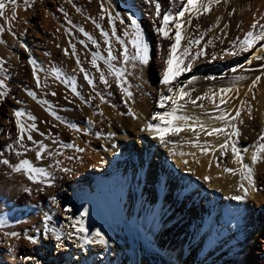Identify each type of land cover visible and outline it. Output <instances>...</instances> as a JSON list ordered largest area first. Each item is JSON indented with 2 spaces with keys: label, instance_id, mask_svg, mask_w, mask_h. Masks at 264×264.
<instances>
[{
  "label": "bare ground",
  "instance_id": "6f19581e",
  "mask_svg": "<svg viewBox=\"0 0 264 264\" xmlns=\"http://www.w3.org/2000/svg\"><path fill=\"white\" fill-rule=\"evenodd\" d=\"M134 1L105 2V7H110L113 13H120L126 23L127 16L135 13L152 46L149 65L137 68L133 75L125 77L135 101L127 105L114 77L108 76L111 87L100 84L99 73L90 64L94 52L107 57V45L92 22L95 19L110 32L107 18L100 19L101 0H35L27 10L23 0H18L20 7L16 9V19L11 20L10 31L7 30L8 21L0 17V25L6 28L0 36L4 40L0 44V59L5 61L0 79L5 80L8 93L0 97L2 158L13 164L19 162L20 158L7 150V145L13 143L17 136L14 112L25 113L22 118L25 124L33 123L28 119V114H31L36 117L34 123L39 129V132L31 133L33 139L43 141L53 155L45 154L43 160L36 161L35 151H29L22 158L46 168L55 177L51 181L52 187L34 184L26 175L12 172L0 164V222L4 224L0 227V264H23V257L31 258L27 259V264H264V161L253 166L257 188L250 189V195L244 200L235 201L230 197L243 195L237 191L239 176L223 171L224 167H239L232 163L230 147L226 155L216 151L214 157L211 150L208 155H201L199 149L187 143L194 139L191 132L169 136L168 143L161 144L158 138H154V133L144 130L148 123L160 124L159 120H152L153 115L171 110L170 103L164 109L158 106L161 93L171 95L159 83L163 57L171 41L161 40L156 35L159 21L154 5L146 0ZM159 2L163 9L170 7L169 0ZM5 3L8 4V0ZM254 3L255 0H228L198 20L192 18V27L186 26V32L182 33L185 36H198L196 25H199L200 32H205L215 24L217 17H221L219 27L207 32L201 41V45L212 41L204 48L205 55L195 62L192 72L184 73L176 81L182 84L195 76L197 79L187 86L189 91L195 89L192 92L194 97L209 89L219 93L222 87H232L233 92L226 97L228 104L221 105V108H227L233 115L240 100L251 105L252 116L249 117L247 111L242 112L244 122L237 125L241 132L237 146L248 149L244 153L248 164H251V154L264 129V76L254 92H248L249 79L254 72L261 70L264 61L252 60L251 64L248 61L254 54L264 53H257L256 49L240 51L237 37L242 39L244 35L240 37L237 30L246 15L243 7L248 5L252 8L256 5ZM11 7L8 4L5 9L8 18L11 17ZM182 7L176 0L172 11H179ZM60 8L68 13L67 18L59 11ZM261 11L257 19L264 15V6ZM188 18L186 14L184 19ZM33 19L41 26L40 33L31 26ZM226 24L227 28L224 27ZM116 25L118 35L122 34L123 25L119 20ZM79 28L89 33L100 47L92 45ZM70 43L76 45L83 66L95 77L96 89L108 103H101L83 79L76 58L71 56ZM233 43H237V47L233 48ZM185 45L186 39L181 41V48ZM260 46L258 44L257 48ZM66 48L68 56L64 54ZM113 49L114 54L120 51L114 40ZM29 60L36 61L41 84L47 87L36 86ZM113 63L117 68L123 66L119 62ZM98 64L107 73L103 60H98ZM153 68L159 70V78ZM57 69L66 77H76L78 91L86 99L94 97L91 106L83 104L70 86L55 77ZM241 75L247 79L233 81L235 76ZM237 88L239 98L235 94ZM27 90L34 91L39 100H46L48 104L42 106L37 103L27 95ZM52 92L56 95H51ZM216 102L219 103V95ZM199 103L204 104V109L188 104L182 114L198 116L210 126H223L205 114L206 111L218 114L210 101ZM49 105L50 111L55 112L60 120L45 110ZM129 107L137 118L127 114ZM97 111L104 115H94ZM89 120L93 123L90 124ZM68 125H75L81 131L76 132ZM40 132L45 136L51 133L52 138L45 139ZM53 139L58 142L53 144ZM224 139L223 135L217 139L201 133V142L207 141L211 145L218 146ZM72 142L86 151L77 153L74 149L61 147V143ZM25 143L29 148L36 147L26 139ZM56 151L63 154L55 155ZM180 152L195 153V156L182 157ZM185 159L187 164L183 162ZM54 160H60V167H67L70 171L65 173L58 168H48ZM217 162L220 167L216 166ZM206 176L209 177L207 181L204 179ZM26 187L32 190L31 195L23 191ZM46 217L49 218L47 221ZM77 221L83 222L89 239L94 238L93 232L101 231L107 245L84 244L85 233H76L73 227ZM12 232L18 236L7 235ZM70 232L73 233L71 237L68 235ZM54 233L61 236L60 241L56 240ZM28 237L36 239L37 243H31ZM53 248L55 253L51 250ZM253 251L255 262L251 256Z\"/></svg>",
  "mask_w": 264,
  "mask_h": 264
},
{
  "label": "snow or ice",
  "instance_id": "6c2138e0",
  "mask_svg": "<svg viewBox=\"0 0 264 264\" xmlns=\"http://www.w3.org/2000/svg\"><path fill=\"white\" fill-rule=\"evenodd\" d=\"M35 0H23V6L25 10L31 8ZM70 2V0H69ZM106 0H101L100 5V19L104 20L107 18L108 24L110 25V32L106 31L100 23H97L95 19L92 22L95 24L96 28L100 30V35L103 37V42L107 45V57L101 56L99 52L92 53L90 64L96 71L99 73V83L105 85L106 87H111V83L108 79V76L114 77V82L117 87L120 89L121 93L124 96V102L127 105L129 102L134 103V93L130 90L131 85L128 80L125 78L126 75H133L137 68L147 67L152 60V46L151 42L148 39L144 28L142 27V22L135 13H130L127 16V23L124 18L120 16V13H113L110 10V7H105ZM147 3L154 5L155 16L159 21V26L155 28L156 35L161 38V40L171 41L166 47V56L163 57V68L160 72V81L159 83L167 88V92L171 95L160 94L158 106L162 109L166 108L168 104L171 105L170 111H165L163 114L157 113L152 116V120H159V125H153L148 123L144 130L152 132L155 134L154 138H158L161 144L168 143L167 137L169 136H179L181 132H191L194 134V139L187 141L193 148L200 150L201 155H208L210 150L211 154L215 157V152L220 151L221 155H226L229 147L231 148V155L233 157L232 163L238 164V168H229L224 167L223 171L229 173L233 176H239V184L237 186V191L242 192L243 195H233L230 199L235 201H242L247 196L250 195V189L257 188L256 185V175L254 167L258 163L264 161V129L261 130L259 138L255 145V150L251 154V164L245 163L244 153L248 152L247 148H239L237 146L241 132L239 130L238 124H243L242 112L247 111L249 117L252 116V107L247 103L246 100H240V105L238 108L234 109V115L229 112L227 108H221V105L228 104V99L226 97L229 93L233 92L232 87L220 88L219 93H216L212 89H209L203 95L193 96L191 91L187 90V86L195 79L193 76L190 80L184 83H176L181 75L187 72H192L195 62L202 56L205 55L204 48L212 44L211 40H208L205 44L201 45L203 37L207 32H211L213 28L219 27L221 17H217L215 24L206 29L205 32H200L199 25L195 26V31L199 32V35L185 36L182 33L186 32L187 28L192 27V18L199 19L202 15L208 14L212 11L213 7L220 5L221 3H227L228 0H179L180 4L183 7L179 11H172V7L175 6L176 0H169L170 7L163 9L159 0H146ZM10 4L11 7V17L8 18L5 16V9ZM8 4L5 3V0H0V17H4L7 21V30H11V20L16 19V9L20 7L18 0H8ZM59 11L64 13V16L67 18L68 13L64 12L63 8H60ZM77 11H80L78 8ZM234 11V10H233ZM188 14L189 18L185 20V16ZM231 14V13H230ZM91 19V17H89ZM119 20L120 25H123L122 34L118 35V29L116 21ZM264 15L258 19L254 17V22L251 25L249 31H247L243 37L240 39L237 37V42L239 50L242 52H250L253 49H256L257 53H264V44H261V41H264ZM71 24V21H68ZM225 28L228 25H224ZM6 31L5 26L0 25V36ZM79 31L83 33L84 36L94 45L96 48H99V43L83 28H79ZM186 39V45L181 48V41ZM113 40L116 44L119 45L120 51L118 54H114L113 49ZM4 43L3 39H0V44ZM83 43V41H81ZM261 46L257 48V45ZM23 46V45H22ZM233 48L237 47V43H233ZM59 47V46H58ZM87 47V45H85ZM158 48L161 46L158 45ZM71 56L76 58V64L79 69V72L83 73V79L87 82V85L95 92V95L100 98L101 103H108L105 97L96 89L95 77L90 75V73L85 69L81 61L80 55L77 54L76 45L70 43ZM195 49V51H193ZM64 54L69 55V50L64 49ZM234 54V53H230ZM98 60H103L104 65L107 69V73L100 67ZM252 60L264 61V55L254 54L252 59L248 61L249 64L252 63ZM113 62H119L123 66L117 68L116 64ZM29 63L32 65L33 71L32 75L36 81V86L47 87V85L41 84L40 76L38 75V67L35 60H29ZM5 61L0 59V71H4L3 65ZM131 68L132 71L129 72L128 69ZM251 69H246L249 71ZM235 71V69H233ZM261 74L256 75L251 82V85L248 87V92H254L257 85L261 82L262 76H264V65L261 67ZM54 75L57 79H60L62 83L66 86H70L72 93L78 97L83 104L91 106V99L94 97L85 98L80 91H78L76 77H66L60 70H55ZM6 79V78H5ZM208 79H216V77H208ZM247 79L245 76H235L233 78L234 82L242 81ZM0 97L7 96V85L4 79H0ZM236 97L239 98V89L235 90ZM27 95L30 96L33 100H36L37 103L47 105L48 101L39 100L34 91L27 90ZM51 95L55 96L56 93L52 92ZM111 95V93H109ZM217 95H219V103L216 102ZM230 98V97H229ZM255 99V95L252 97ZM208 100L213 104V108L217 115H212L210 112L206 111L209 119L213 121H219L223 126H210L205 123L204 120H201L198 116H190L182 114L186 108V105L191 104L195 108L204 109V104L199 103L201 101ZM180 101H184L183 104ZM20 103V101H18ZM50 105L46 108V111H49V114L52 115L55 119L60 120L61 118L56 115L55 112L50 111ZM99 109V105L96 106ZM128 115L137 118L136 114L131 107L128 108ZM94 115L103 116L102 111L94 112ZM15 116V126L17 130V136L14 138V142L7 145V150L9 152H14L15 155L20 158L18 163H10L8 159L2 158L4 153L0 152V164L7 166L11 169L12 172L22 173L27 176V179L34 184H46L48 187H52L53 184L51 181L55 177L44 167L36 166L29 159L22 158L29 151H35V160L41 161L45 158V154L52 156V151L49 150V146L43 143V141H36L31 135L32 132H39L34 121L36 117L28 114V119L33 121V123L25 124L22 122V118L25 116V113L19 110L14 112ZM236 121L237 123H233ZM62 123H67L66 121H61ZM89 123L93 121L89 120ZM76 132H80L81 129L76 128L75 125H68ZM231 129V131H228ZM201 133H205L207 136H215L217 139L221 135L225 137L222 143L218 146L211 145L207 141L201 142ZM41 136H45V133L40 132ZM86 134V133H85ZM52 135L49 133L45 136V139H51ZM235 138V139H233ZM25 139L31 142L36 147L29 148L25 143ZM57 139H53L52 143H57ZM61 147L74 149L77 153H83L86 151L85 148L80 147L75 142L63 144ZM63 153L56 151L55 155H62ZM175 154V153H173ZM180 156L193 155L195 153H184L180 152ZM68 159H74V157H68ZM218 160V158H217ZM185 164L188 163V160L183 161ZM199 163V160L195 161ZM61 161L54 160L53 163L48 165V168H58L61 171L68 173L69 168H61ZM217 167H220L219 162L216 164ZM209 168H211V161L209 162ZM206 181L209 177L204 178ZM42 190V189H41ZM259 189H257L258 191ZM24 192L31 195L32 190L30 188H24ZM55 198H53V201ZM86 215V213H84ZM48 217L45 218L47 221ZM78 225V226H77ZM3 222H0V227H3ZM73 227H75L76 233H85L83 243L84 244H97V245H107L108 241L105 239L104 234L97 230L91 235L93 239L87 237V229L83 226L82 221H77ZM45 230L47 231V225H45ZM55 234V233H54ZM12 237H17L18 233L12 232L7 233ZM69 237L73 233L68 234ZM57 241L61 240L59 234H55ZM31 243L36 244L37 240L31 237H28ZM77 239H80L77 236ZM83 246V245H80ZM26 259H31L30 257Z\"/></svg>",
  "mask_w": 264,
  "mask_h": 264
},
{
  "label": "rangeland",
  "instance_id": "374dc122",
  "mask_svg": "<svg viewBox=\"0 0 264 264\" xmlns=\"http://www.w3.org/2000/svg\"><path fill=\"white\" fill-rule=\"evenodd\" d=\"M135 1L133 0V3H134ZM260 3V4H259ZM254 4H256V5H254V7H249L248 5H247V7H249V8H247L246 6L245 7H243V11L245 10L246 11V15H244V20L242 21V23H241V25H240V27L238 28V30H237V34L239 33V35H240V37L241 36H243V35H245V31L247 32V31H249L250 30V27H251V25L253 24V22H254V20H252L254 17H258V13H261L262 11V8H263V6H264V0H255V3ZM263 5V6H262ZM247 9V10H246ZM251 11V12H250ZM250 12V13H249ZM255 15H257V16H255ZM250 19V20H249ZM250 21V22H249ZM244 22V23H243ZM252 22V23H251ZM31 24V26H33L34 28H35V30L36 31H38L39 33L41 32V26L39 25V23L38 22H36V21H34V19H33V21L32 22H30ZM249 24H251V25H249ZM249 25V26H248ZM244 29H242V28ZM27 29H28V27H27ZM241 32V33H240ZM244 32V33H243ZM242 34V35H241ZM27 35H26V32H25V37H26ZM36 38H38L39 37V35H36L35 36ZM244 37V36H243ZM28 38V40H30V37H27ZM35 38V39H36ZM243 39V38H242ZM247 56V55H246ZM153 70H154V73H155V76L157 77V78H159V70H157V69H154L153 68ZM258 72V73H257ZM261 74V71H256V72H254V76H252L250 79H249V82L251 81L252 82V80L254 79V77L256 76V75H260ZM248 82V83H249ZM248 83H247V85H248ZM249 85H251V83H249ZM169 194V193H168ZM171 198H173V196L171 195ZM52 250V252L53 253H55V251H54V248L53 249H51ZM251 256L253 257V261L255 262L256 261V254L254 253V251L253 252H251ZM23 260H24V263L23 264H27L28 263V261H27V259L25 258V257H23ZM4 264V263H3Z\"/></svg>",
  "mask_w": 264,
  "mask_h": 264
}]
</instances>
